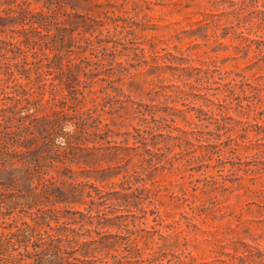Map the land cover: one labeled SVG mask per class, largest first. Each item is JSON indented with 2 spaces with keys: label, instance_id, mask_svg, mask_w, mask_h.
<instances>
[{
  "label": "rangeland",
  "instance_id": "374dc122",
  "mask_svg": "<svg viewBox=\"0 0 264 264\" xmlns=\"http://www.w3.org/2000/svg\"><path fill=\"white\" fill-rule=\"evenodd\" d=\"M0 264H264V0H0Z\"/></svg>",
  "mask_w": 264,
  "mask_h": 264
},
{
  "label": "clouds",
  "instance_id": "9594fccd",
  "mask_svg": "<svg viewBox=\"0 0 264 264\" xmlns=\"http://www.w3.org/2000/svg\"><path fill=\"white\" fill-rule=\"evenodd\" d=\"M57 143H63V141L58 139V140H57Z\"/></svg>",
  "mask_w": 264,
  "mask_h": 264
},
{
  "label": "trees",
  "instance_id": "16d2710c",
  "mask_svg": "<svg viewBox=\"0 0 264 264\" xmlns=\"http://www.w3.org/2000/svg\"><path fill=\"white\" fill-rule=\"evenodd\" d=\"M3 260V259H2Z\"/></svg>",
  "mask_w": 264,
  "mask_h": 264
}]
</instances>
